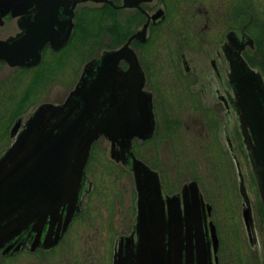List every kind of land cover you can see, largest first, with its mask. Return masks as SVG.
Listing matches in <instances>:
<instances>
[{
    "label": "rangeland",
    "instance_id": "obj_1",
    "mask_svg": "<svg viewBox=\"0 0 264 264\" xmlns=\"http://www.w3.org/2000/svg\"><path fill=\"white\" fill-rule=\"evenodd\" d=\"M180 3L189 11L185 23L171 15L167 19ZM103 5L79 3L68 49L46 52L37 67L24 70L0 61V155L12 143L17 121L24 124L42 102H62L86 61L118 47L122 37L144 21L132 8L112 7L114 11L105 9L91 18ZM143 6L149 13L163 9L164 17L159 18L161 27L149 28L145 47L136 41L131 44L147 76L144 88L152 95L156 120L153 137L133 142L136 155L158 171L164 194L180 192L190 180L198 182L210 206L207 228L214 224L217 235L215 264H255L253 256L264 264V212L250 150L236 107L224 108L218 97L232 96L221 49L226 33L235 31L238 37L245 33L254 39L251 33L264 27V0H152ZM231 19L238 26L243 21L242 26L229 28ZM17 31L15 19L8 16L0 25V38ZM261 43L264 52V40ZM244 49L246 60L262 64L254 40L253 47ZM236 161L251 206L256 237L252 244L242 218ZM79 208L55 246L32 250L28 243L20 244L10 253L0 252V264H112L119 241L131 236L136 222V190L131 170L111 158L110 143L102 136L90 149Z\"/></svg>",
    "mask_w": 264,
    "mask_h": 264
},
{
    "label": "water",
    "instance_id": "obj_2",
    "mask_svg": "<svg viewBox=\"0 0 264 264\" xmlns=\"http://www.w3.org/2000/svg\"><path fill=\"white\" fill-rule=\"evenodd\" d=\"M84 1L108 3L117 9H141L140 3L151 0H122L118 5L112 0H0V25L10 14L17 17L20 29L15 36L0 39V60L10 66L30 67L40 61L47 43L53 49L65 45L73 8ZM145 14L141 29L121 46L105 50L85 64L62 103H41L20 131L21 122L14 125L11 134L15 140L0 155L2 254L17 249L27 231L32 234V250L59 241L79 211L91 144L104 136L111 142V158L123 163L130 159L137 190V240L134 243V232L122 238L112 264H212L206 223L210 206L204 204L197 182L190 181L180 193L163 198L157 171L137 158L131 148L134 138L152 137L155 126L151 95L144 90V72L130 43L133 39L145 42L150 22L163 18L164 12L159 8L151 15ZM226 39L221 49L229 68L228 82L264 212V79L242 56L246 45L253 47V39L245 33L239 38L235 31H229ZM121 61L127 63L125 69ZM227 143L232 151L228 138ZM236 166L243 198L242 218L252 244L256 237L251 206L237 161ZM209 230L215 253L217 235L211 222Z\"/></svg>",
    "mask_w": 264,
    "mask_h": 264
},
{
    "label": "trees",
    "instance_id": "obj_3",
    "mask_svg": "<svg viewBox=\"0 0 264 264\" xmlns=\"http://www.w3.org/2000/svg\"><path fill=\"white\" fill-rule=\"evenodd\" d=\"M180 5H181V3L176 6V10H175V13L173 15L167 13V19H169V16L171 15L172 16V19L174 18V20L176 19L177 21H181L182 23H185L186 22L185 20L188 19V17L186 15L189 14V11L186 9V6L184 4L182 6H180ZM105 9H109L111 11H114V9H112V7H110L108 4H106V5H103L101 8H97L95 10L97 12L93 13L91 15V18L93 17L94 14L100 16L101 13L105 12ZM138 15L142 16L140 13ZM237 24H238L237 22H235L233 19H231V23L229 25L228 24L227 25L229 26V28H235V29H237L240 26H242L243 21L239 24V26ZM162 25H163V20L160 21V22H158V23H156V24H154V25H151V30L157 29L158 27H161ZM129 34H127L126 36L124 35L120 41L123 43ZM251 34H252V36L254 38L255 49H256L257 53L260 54V57L259 58L262 60L261 61L262 64L261 63H259V64L255 63L251 58H247V61L252 66L259 67V70L264 75V52H261L260 51V46H262V43L261 42H262V40H264V27H263V29L259 28V31L258 32L257 31H253ZM261 36H262V38H261ZM149 42H150V36H149L146 44L149 43ZM146 44L139 43V45H142L144 47L146 46ZM19 111H21V109ZM253 259H254V263L255 264H258L257 263V258H255L253 256Z\"/></svg>",
    "mask_w": 264,
    "mask_h": 264
},
{
    "label": "flooded vegetation",
    "instance_id": "obj_4",
    "mask_svg": "<svg viewBox=\"0 0 264 264\" xmlns=\"http://www.w3.org/2000/svg\"><path fill=\"white\" fill-rule=\"evenodd\" d=\"M79 4V3H78ZM78 4H76V6L73 8V11H72V16H71V23H72V27H71V31H70V33H69V36H68V39H67V42L65 43V45H63L62 47H60L59 49H53L51 46H50V44H46L44 47H43V49L41 50V61L38 63V65H40L41 63H42V59H43V57H44V54L46 53V52H50V53H62L64 50H67L68 48H66L67 47V45L69 44V41H70V39H71V37H72V34H73V32H74V28H75V18H76V8H77V5ZM146 9V8H145ZM60 15H59V18L60 19H62V18H64V14H63V7H61L60 8ZM15 22H16V26H17V20L15 19ZM69 22H70V19H69ZM10 36V35H9ZM241 38V37H240ZM84 40V39H83ZM66 48V49H65ZM88 61H86L85 63H84V65H83V68H84V66H85V64L87 63ZM213 64V66H214V62L212 63ZM38 65H36V66H34V67H37ZM34 67H32V68H34ZM17 68H21V69H26V68H31V67H17ZM82 68V69H83ZM232 95H233V93H232ZM219 97V99H220V101L223 103V106H224V108H226V109H229L230 107H234V101H233V96H231V95H227L226 97L225 96H223V95H220V96H218ZM152 102V108L154 109V104H153V100L151 101ZM206 110L207 111H210L209 109H207L206 108ZM211 112H213V111H211ZM214 113V112H213ZM209 114H211V113H209ZM155 118V117H154ZM215 117L213 116V118L212 119H214ZM154 125H155V129H154V132H155V130H156V120H154ZM154 136V135H153ZM152 136V137H153ZM147 165H148V163H147ZM149 166V165H148ZM150 167V166H149ZM152 168V167H151ZM153 169V168H152ZM158 172V171H157ZM159 174V173H158ZM159 176V175H158ZM159 180H160V185H161V187H162V191H163V186H162V182H161V179H160V176H159ZM162 194L164 195V193L162 192ZM165 195H167V194H165ZM205 201V200H204ZM205 203H207L206 201H205ZM133 230H134V228L132 229V231H131V233H133ZM134 239H136V232H134ZM29 244L30 246H31V244H32V236H31V233L30 232H25L22 236H21V245H23V244ZM43 248V247H42ZM125 248V246L123 245V249ZM212 264H215V262L212 260Z\"/></svg>",
    "mask_w": 264,
    "mask_h": 264
}]
</instances>
